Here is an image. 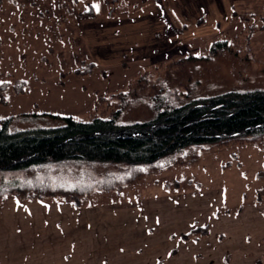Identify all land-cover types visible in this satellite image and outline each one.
Listing matches in <instances>:
<instances>
[{
    "label": "rangeland",
    "instance_id": "1",
    "mask_svg": "<svg viewBox=\"0 0 264 264\" xmlns=\"http://www.w3.org/2000/svg\"><path fill=\"white\" fill-rule=\"evenodd\" d=\"M111 1L112 14L106 0H0V72L11 75L9 81L24 79L27 87L24 94L11 88L5 92L7 103L0 104V115L19 108L16 114H65L73 103L82 101L77 102L78 112L70 115L87 118L97 96L124 89L144 70L146 84L158 82L168 70H174L175 84L189 77L190 83H198L193 96L264 88L263 1L228 0L230 9L225 13L226 4L214 0L218 10L194 9V15L193 9H185L180 16L176 0ZM88 4L95 15H80ZM224 38L227 47L207 56L212 41ZM90 62L94 63L90 73L74 74L76 67ZM180 65L182 76H175ZM122 96L125 105L143 100L137 95L131 100L130 92L112 97L116 102ZM142 102L131 110L123 108V118L131 117L132 112L125 116L129 111L146 113ZM58 123L48 116H19L13 121L20 128ZM151 168L86 160L40 166L39 177L59 189L81 187V203L94 208L91 216L79 219L84 230L81 241H76L78 253L37 259L45 257L42 247L32 251L16 245L5 247L0 254L7 256L0 257V264H101L100 260L102 264L130 260L132 264H191L192 260L195 264L208 254L211 264L239 263V256L250 258L247 264H264V143L205 145L195 162L153 172ZM30 176L24 170H0V186ZM169 203L179 205L173 211ZM143 206L147 214L160 219L161 226L151 235L143 232V218L136 219L143 215ZM92 215L94 225L88 230L85 223ZM124 216L130 222L122 220ZM198 221L208 224L209 234L181 239L180 233ZM43 247L54 255L63 243ZM192 253H196L193 259Z\"/></svg>",
    "mask_w": 264,
    "mask_h": 264
},
{
    "label": "trees",
    "instance_id": "2",
    "mask_svg": "<svg viewBox=\"0 0 264 264\" xmlns=\"http://www.w3.org/2000/svg\"><path fill=\"white\" fill-rule=\"evenodd\" d=\"M106 1L112 14L113 1ZM84 11L80 15H95L91 4ZM227 44L226 38L212 41L207 56L215 55L219 49H225ZM188 58L184 57L186 60ZM93 68L94 63H84L76 67L74 74L85 75ZM178 70L180 73L175 76H182L184 70L181 65ZM173 71H166L167 74L158 82L146 84L144 70L134 82L133 78L130 79L124 89L97 96L93 111L87 113V118L35 111L0 115V170L31 173L29 179H15L0 186V201L8 196L40 199L60 195L62 199L79 206L82 201L80 195L84 192L79 190L81 187L69 191L56 188L48 178L42 179L37 175L36 169L42 165L66 160L124 162L133 166H153L150 170L153 172L195 162L205 145L251 141L264 143V88H233L205 96H193L198 83H190L186 76L185 81L175 84L177 79ZM10 76L0 72L2 105L7 103L5 92L9 88L17 94L27 92L24 79L9 81ZM149 89L153 92L150 93ZM127 92L132 93L131 100L136 95L143 96V100L136 99L131 105H125L123 96L116 98V102L113 100V95ZM159 93L166 95L160 96ZM103 97L112 100L107 101ZM141 101L145 104L146 113L129 111L125 116L132 112L131 117L123 118V108L131 110L139 106ZM19 116H48L57 118L59 123L15 127L13 121ZM208 234L207 223H196L179 236L187 240Z\"/></svg>",
    "mask_w": 264,
    "mask_h": 264
},
{
    "label": "crops",
    "instance_id": "3",
    "mask_svg": "<svg viewBox=\"0 0 264 264\" xmlns=\"http://www.w3.org/2000/svg\"><path fill=\"white\" fill-rule=\"evenodd\" d=\"M241 1L243 2L245 1L248 4H253L255 1L264 2V0H241ZM207 2L208 3L205 5V1L203 0H187V4L183 5L181 3V0H176L175 4L176 6H178V8L176 7V10L179 16L185 9L187 10L193 9V14L195 15L194 9L198 12L201 11L202 9L210 10V7H213L214 9L218 10V8L220 7L217 4V2L214 0H207ZM221 2H224L226 4V7L225 6L223 7H224V12L227 13V11L230 9L229 7L230 5H228L229 1L221 0ZM182 6L183 8L180 9ZM94 89L98 90V88H94ZM82 96L84 97V94ZM77 102H80L82 104V101H76L75 103H73L72 106H70L71 109L67 110L65 114L77 113L81 107V104H77ZM83 106H85L84 103ZM20 111L21 108H19V110H13V111L5 110L4 112H1V114L2 115L16 114L17 112ZM174 204L169 203L168 205L169 210L174 211V208L177 205H179L177 204L175 206ZM90 207L86 206L83 202L79 206H76L74 205V203H72L69 200H64L61 198L58 199L56 197L26 199V198H18L15 196H8L6 199L0 201V253H3L2 251L6 250L5 247L12 248L18 245L23 249L32 250V251H35V249L39 250L40 247H42V251L44 252L45 257H37V259H41V258L56 259L60 257H65L67 256L68 252L77 254L78 252L76 250L77 248H75V245L81 241V236L83 235V230H84L82 222L79 223L80 221L79 219L81 217L83 218L84 216L85 217L91 216L89 213L94 208L92 207L90 209ZM178 209L177 211H179ZM147 210H148L147 207L143 206V215L138 214L136 219L138 220L139 218L140 220L141 218H143V232H145L144 234L148 235L150 234V231L152 229H154L152 230V234L155 233L157 227L161 225H160V219H158L159 217L157 215L147 214L148 212ZM154 210H157V208H155ZM93 215L90 220L87 218V221L85 223V226L88 227V230L89 227L91 228V226L94 225V222L92 220ZM175 215H177V218H179L178 212L177 214L175 213ZM97 216L98 213L96 212V217ZM150 217H153L152 222L147 223L149 222ZM121 219L126 220L128 222L130 218L127 219L124 216L121 217ZM157 219L159 220V223H157ZM31 221L33 223H31ZM25 222H28L30 227L27 226ZM198 223H205V222L198 221ZM192 226L193 225H191V227ZM125 230L129 231V229H125ZM125 235L126 237L129 236L128 234ZM49 242L63 243V248H61L59 251L55 252L54 255H52L48 251H45L43 247V244ZM120 252L122 251L120 250ZM128 253H129L128 255H131V252L128 251ZM154 253H157V251H154L153 254ZM195 254L196 253L191 254L192 259L196 257ZM208 255L209 258L203 260V262L198 261L196 263L211 264L210 260L212 259V257L211 254ZM6 256H7L6 254L3 255L0 254V257H6ZM122 256L123 258H125L124 255ZM118 257H120V255ZM239 258H240V262L238 261L239 263L234 261L233 262L235 264H247L245 262L251 261L250 258L242 259V256H239ZM231 260L233 259L231 258ZM100 263L102 264L101 260ZM132 263H134L133 260H130L128 264H132ZM188 263L193 264V260L192 262L189 261Z\"/></svg>",
    "mask_w": 264,
    "mask_h": 264
},
{
    "label": "snow or ice",
    "instance_id": "4",
    "mask_svg": "<svg viewBox=\"0 0 264 264\" xmlns=\"http://www.w3.org/2000/svg\"><path fill=\"white\" fill-rule=\"evenodd\" d=\"M157 223H159V220L157 219ZM121 251H123V250H121Z\"/></svg>",
    "mask_w": 264,
    "mask_h": 264
}]
</instances>
